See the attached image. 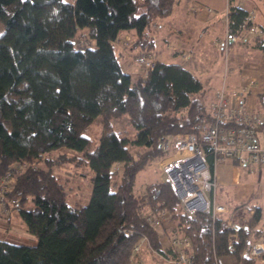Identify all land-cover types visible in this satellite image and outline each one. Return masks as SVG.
<instances>
[{
    "label": "trees",
    "instance_id": "obj_1",
    "mask_svg": "<svg viewBox=\"0 0 264 264\" xmlns=\"http://www.w3.org/2000/svg\"><path fill=\"white\" fill-rule=\"evenodd\" d=\"M179 1L0 0V179L15 171L9 201L19 202L9 203L7 220L17 213L37 240L0 239V264H131L139 243L160 264L176 259L177 240L185 238L193 264H264L251 253L253 242H264L262 206L241 202L228 213L191 216L168 182L134 191L139 171L164 156V138L200 136L195 127L214 120L203 82L180 62L158 59L156 23ZM250 14L229 1L231 27L255 26ZM127 34L130 41L123 43ZM238 43L264 52V39ZM135 51L157 59L146 79L133 80L123 68L122 57ZM124 114L134 138L112 129ZM99 116L104 126L95 144L84 132ZM200 141L214 176L213 150ZM65 148L78 155L61 153ZM71 161L94 173L87 205L72 206L55 173ZM160 212L171 230L148 220ZM242 212L248 230L227 226Z\"/></svg>",
    "mask_w": 264,
    "mask_h": 264
},
{
    "label": "built area",
    "instance_id": "obj_2",
    "mask_svg": "<svg viewBox=\"0 0 264 264\" xmlns=\"http://www.w3.org/2000/svg\"><path fill=\"white\" fill-rule=\"evenodd\" d=\"M253 20L252 13L249 21ZM226 36L215 39L213 44L224 50L225 62L228 64L232 46L240 41H248L252 37L261 38L260 31L252 26L249 29L231 27L227 13ZM130 41L127 36L123 43ZM182 55H185L184 53ZM143 72L141 77L148 78L149 72L157 63L156 57L150 52H142L136 57ZM247 89H233L225 85L215 91L216 99L209 105L213 122L199 124L195 127L200 132L176 133L163 139L161 149L164 156L157 162L166 175L167 182L179 196L185 211L193 216L197 212H213L214 214L228 213L229 208L217 203L210 195L218 188V181L212 175L207 153L200 139L213 150L216 163L226 159H236L240 166H252L264 170V114L249 113L244 106ZM235 100V106L231 102ZM22 170V167L18 169ZM16 173L10 170L0 179V215L9 217V203L16 205L18 198L9 201V195L14 189ZM254 211H251L253 214ZM5 218V217H4ZM154 226H161L167 221L165 213L160 212L148 216ZM248 216L245 212L239 214L236 221H229L227 226L232 228L247 226ZM226 226V227H227ZM146 241V238L143 241ZM235 240V239H234ZM178 254L175 260H167L174 264H193L194 254L189 251V239L177 240ZM142 243L134 247L131 264H149L141 256ZM251 253L264 262V242L252 243Z\"/></svg>",
    "mask_w": 264,
    "mask_h": 264
},
{
    "label": "crops",
    "instance_id": "obj_3",
    "mask_svg": "<svg viewBox=\"0 0 264 264\" xmlns=\"http://www.w3.org/2000/svg\"><path fill=\"white\" fill-rule=\"evenodd\" d=\"M184 1L188 2L184 8L186 16L182 17L178 38L174 39L173 43L178 44L180 49L184 48L182 50L185 55H182L181 52L167 51L158 59L176 62L185 58L188 52L206 55L213 50L210 57L212 60H216V65L224 67L225 77L220 83L210 86L212 90L210 104L216 99V89L223 85L233 89L246 88L247 95L244 106L247 111L251 114H264V52L257 49L252 43H237L232 46L229 61L226 64L225 52L213 44L215 39H223L226 36V20L230 0H180L178 3L181 4ZM234 1L252 13L253 22L261 32V39H264V0ZM127 36L130 37L128 34L125 37ZM203 85L205 90L209 87L204 83ZM235 104L236 101L233 100L231 105L235 106ZM256 171L259 174L258 180L260 179L257 183L263 182L264 170L257 167L240 166L236 159H226L221 163H216L214 176L217 178L218 188L210 196L215 200L218 197L219 202L217 203L225 205L229 209L230 204L241 202L251 201L253 204L260 205L258 201H254L257 195V191H253L257 184L254 179ZM168 227L172 228V223L169 222ZM164 235L162 241L169 245L171 242L168 244L166 242L168 236ZM141 256L149 264H153L155 260L154 255L147 251V248L141 252ZM160 264L174 263L163 262Z\"/></svg>",
    "mask_w": 264,
    "mask_h": 264
},
{
    "label": "rangeland",
    "instance_id": "obj_4",
    "mask_svg": "<svg viewBox=\"0 0 264 264\" xmlns=\"http://www.w3.org/2000/svg\"><path fill=\"white\" fill-rule=\"evenodd\" d=\"M187 4V1H184L181 4L178 3L175 7L174 13L171 16L161 19L156 23L158 31L156 34L157 48L160 49L161 55L167 51H172V53L173 51L178 53L181 52L182 54L184 53V51L182 50L184 48L180 49L178 44L173 43V40L178 38L179 29H181L180 24L182 21V17L185 15L184 8ZM212 51L210 53H212ZM210 53H207L206 55H197L194 52H188L185 58H181L176 61L184 65L187 69L193 72L204 84L209 86L205 90V100L207 105L210 104L211 100L210 96L212 90L210 86L216 83H220L221 80L225 77L224 67L222 68V66L216 65V60L214 61L211 59ZM137 55L138 52L136 51L133 53L130 52L129 54L123 56L121 59L124 70L128 73H131L133 80H135L139 75H141V72H143V67L135 60V57ZM112 123V129L114 131L120 132L122 135L128 136L130 138H134L136 136V130L133 127L128 114H124L118 119L113 120ZM103 126V118L99 116L87 127L84 135L91 138L95 142V144H97L103 132ZM130 149L133 154L136 153L137 148L134 145L131 144ZM60 152L66 155H78L74 151L66 148L62 149ZM157 162H155V164L149 166L148 168L139 171L136 177L134 188V191L137 194L146 192L148 186L153 183L167 182L166 175L164 174L162 168L157 164ZM55 173L58 175V179L66 184L69 192L68 202L72 206L78 207L87 205L89 203L92 192V178L94 176V173L88 166H83L76 161H71L59 164L55 168ZM254 174H256V176H254V179H256L255 183H257L260 180H258L259 174L257 171ZM253 191H257V195L255 196L254 201H258L264 209V179L263 182L256 184ZM215 201L219 202V198L216 197ZM2 217L0 215V239L8 240L15 244H37L36 238H34L27 230L26 226L22 224V220L21 218H19L17 213L12 215L11 220H7L9 218H6V216ZM168 223L169 221L164 222V227L166 230L171 229L169 227L167 228ZM166 242L169 244L170 239L167 238Z\"/></svg>",
    "mask_w": 264,
    "mask_h": 264
},
{
    "label": "water",
    "instance_id": "obj_5",
    "mask_svg": "<svg viewBox=\"0 0 264 264\" xmlns=\"http://www.w3.org/2000/svg\"><path fill=\"white\" fill-rule=\"evenodd\" d=\"M235 229H237L238 231H239V230H241V228H240V227H236ZM244 229L248 230V227H247V226H245V227H244Z\"/></svg>",
    "mask_w": 264,
    "mask_h": 264
}]
</instances>
